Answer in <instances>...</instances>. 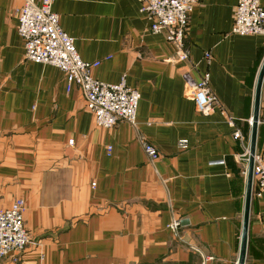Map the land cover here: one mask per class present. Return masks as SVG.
<instances>
[{
    "label": "crops",
    "instance_id": "crops-1",
    "mask_svg": "<svg viewBox=\"0 0 264 264\" xmlns=\"http://www.w3.org/2000/svg\"><path fill=\"white\" fill-rule=\"evenodd\" d=\"M24 1L0 0V210L25 202L21 264H238L264 36L231 34L237 0L199 1L186 62L137 0L54 1L81 59L100 63L94 78L140 93L136 129L98 128L62 71L24 61ZM206 74L225 114L199 113L189 96ZM263 120L264 80L262 159ZM142 142L158 151L153 165ZM245 264H264V197L253 193Z\"/></svg>",
    "mask_w": 264,
    "mask_h": 264
},
{
    "label": "built area",
    "instance_id": "built-area-1",
    "mask_svg": "<svg viewBox=\"0 0 264 264\" xmlns=\"http://www.w3.org/2000/svg\"><path fill=\"white\" fill-rule=\"evenodd\" d=\"M55 0H25L16 10L17 31L24 41V61L52 66L62 71L66 77L67 92L78 88L86 109L93 115L95 125L100 129H112L120 122L137 128V110L141 95L126 85L125 80L113 85L98 81L93 71L100 63H88L81 59L73 38L60 25V18L53 12ZM150 24L152 33L166 35V39L178 49L180 62L189 60L186 35L194 8L200 0H137ZM264 0H237L233 15L231 34L238 36H264ZM209 62L211 55L205 54ZM190 98L199 113L213 114L221 109L217 97L210 89V77L204 75L199 82L188 81ZM233 123L231 119H229ZM264 125V120L261 122ZM236 139L241 135L237 131ZM73 142V141H72ZM71 142V144H72ZM144 152L153 165L159 158L152 145L142 142ZM180 150L189 148L188 141L178 143ZM110 150V149H109ZM249 160V159H248ZM248 164L246 167V174ZM253 196L264 197V159L254 158ZM26 205L16 200L10 207L0 210V264L12 257L14 264H21L17 254L30 244V236L24 224ZM180 221L171 228L177 230ZM17 255V257H16Z\"/></svg>",
    "mask_w": 264,
    "mask_h": 264
},
{
    "label": "water",
    "instance_id": "water-1",
    "mask_svg": "<svg viewBox=\"0 0 264 264\" xmlns=\"http://www.w3.org/2000/svg\"><path fill=\"white\" fill-rule=\"evenodd\" d=\"M263 80H264V63L260 70L257 87H256V94H255L254 114H253V120H252L251 145H250V152H249L247 182H246L244 225H243V233H242L241 252H240V258H239L238 264H245V260H246L250 205H251V199H252V193H253V168H254V158L256 156V143H257V134H258V127H259L260 97H261V89H262Z\"/></svg>",
    "mask_w": 264,
    "mask_h": 264
}]
</instances>
